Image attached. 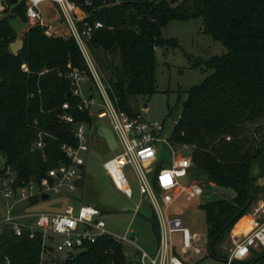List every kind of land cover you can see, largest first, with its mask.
I'll list each match as a JSON object with an SVG mask.
<instances>
[{"label": "trees", "instance_id": "trees-1", "mask_svg": "<svg viewBox=\"0 0 264 264\" xmlns=\"http://www.w3.org/2000/svg\"><path fill=\"white\" fill-rule=\"evenodd\" d=\"M5 1L7 7L0 8V155L5 159L0 176L9 166L19 185L41 180L50 168L68 161L63 146L77 141L74 125L61 120L65 102L77 122L92 126L97 117L77 107L79 100L67 76L76 69L93 81L76 40L48 35L45 27L35 24L28 30L24 48L14 54L10 44L18 32L11 20L18 17L26 24L27 4L26 0ZM73 1L85 5V0ZM86 8L91 20L103 22L88 42L91 54L107 73L110 97L132 117L139 113L131 98L157 92L158 48L180 45L176 38L163 36L171 21L202 18V33L227 47V52L209 59L189 56L193 68L209 73L186 89L170 136L174 145H194V177L205 176L236 192L234 199L200 205L206 215L209 256L226 261L229 252L224 242L231 239L239 219L264 197V185L257 182L264 177V0H124L108 9ZM170 114L174 117L172 109ZM39 140L43 148L37 147ZM254 163L260 168L258 174L252 172ZM150 216L159 242L158 218L154 211ZM42 241L40 234L19 237L6 227L0 236V264H40ZM127 249L123 241L105 235L58 264H140L138 251L127 256ZM232 264H264V247Z\"/></svg>", "mask_w": 264, "mask_h": 264}, {"label": "built area", "instance_id": "built-area-1", "mask_svg": "<svg viewBox=\"0 0 264 264\" xmlns=\"http://www.w3.org/2000/svg\"><path fill=\"white\" fill-rule=\"evenodd\" d=\"M124 0H85L82 5L73 0H26V16L33 25L38 24L45 27L48 34H52L54 21H60L68 37H73L80 46L85 60L88 63L93 77L92 88L88 95L83 92V85L89 81V77L81 71L72 69L67 76L71 79L72 93L78 98L77 107L81 110H91L93 105H98L97 118L109 120L120 138L123 150L111 159L104 162V169L112 178L115 186L127 193L128 181L124 167L132 164L137 171L139 180L140 195L143 199L150 201L151 207L158 218L161 236L158 242V249L154 254L140 248L136 243V237L115 235L107 229V222L102 217L103 212L90 204L75 206L70 204L63 213L48 214L39 212L36 214L15 213L16 203H30L35 197L42 198L43 194H66L74 193L82 181L84 165L87 153L90 150V139L88 135V124L77 122L75 116L69 111L70 103L63 104L64 113L61 120L73 124L75 144L65 143L63 151L68 157L66 163H59L56 167L48 170L47 176L41 180H32L29 183L17 184L15 173L9 166L0 176V186L3 196L7 201V209L4 218L0 222V236L6 227L13 230L14 235H28L36 238L37 234L42 236L41 263L48 264V261H55V253L63 252L67 256L70 253L83 251L88 246L97 243L105 235L115 236L126 245L131 244L132 249L126 250L127 256H132L135 251L139 253L140 264H188L182 257V253L192 248L193 240L199 238L198 233H191L183 227V220L170 215V210L176 201L184 197L192 201L200 196L204 189L197 179L190 183H184L183 178H191L193 175V147L189 144H172L175 154L173 162L169 166L160 169L151 178L150 174L155 171L153 165L158 156L157 143L162 140L161 133L165 129L162 122L148 121L140 117H132L128 112L117 106V99L114 101L107 91V81L100 75V69L93 58L88 42L93 34L103 27V22L93 19L86 7L94 10L108 9L109 7L121 4ZM50 2L49 8L59 17L56 19L45 18L42 5ZM0 6L1 1H0ZM54 31V30H53ZM60 35L59 31H54ZM55 35V34H54ZM26 68V65H24ZM231 139V137H227ZM170 144L172 143L169 139ZM182 146V147H175ZM38 148H43V140L37 143ZM264 185V177L258 180ZM29 205V206H30ZM140 204L136 205L135 212L139 213ZM264 211V197H261L252 207L251 212L260 216ZM177 230L183 231L184 240L182 251L174 245L173 233ZM264 247V220L256 223L252 230L243 237L234 241V247L229 252L227 264L234 261L247 259L253 250ZM199 251V249H197ZM52 255L50 259L49 256Z\"/></svg>", "mask_w": 264, "mask_h": 264}, {"label": "rangeland", "instance_id": "rangeland-1", "mask_svg": "<svg viewBox=\"0 0 264 264\" xmlns=\"http://www.w3.org/2000/svg\"><path fill=\"white\" fill-rule=\"evenodd\" d=\"M168 1L171 2V0ZM180 1L183 0H176L175 3ZM49 5L50 2L42 5L45 18H58L59 16L54 14L53 10H50ZM4 9L5 7L2 6L1 10ZM11 22L14 30L18 32L17 39L23 38L25 40L28 30L33 25L32 21L28 20L25 24L20 18L15 17ZM51 25L52 34L48 35L58 36L54 33L56 30L60 32L58 33L60 37H68L63 24L59 20L52 22ZM202 26V18L190 19L187 22L171 21L163 30V36L168 39L176 38L180 45L170 50H165L161 47L157 50V92L149 97L142 95L131 98V106L139 113L140 118L148 121H159L165 125V129L161 133L162 140L156 145L158 156L156 163L153 165L155 171L150 174L151 178L159 170L158 168L169 166L175 158L176 153H174L169 139L174 130L175 119L181 113L182 102L187 97L186 89L192 85L201 83L209 73L207 71L202 73L200 68H193L189 56L209 59L228 50L222 42L214 40L204 32L202 33ZM100 75L104 76L107 80L108 76L106 72L100 71ZM91 88V82L87 81L83 85V92L88 95ZM99 103L91 107V112L95 117H97ZM171 109L174 111V117L170 114ZM88 135L90 150L86 154V163L83 168L85 173L79 184V188L74 193L52 194L50 198L45 200L38 198L33 205L23 202L20 204L16 203V215L20 213L36 214L39 212L48 214L63 213L70 204L77 207L82 204H90L103 212L102 217L106 220L107 229L111 233L115 235L128 234L129 237L135 236L136 243L140 248L154 254L158 249V238L155 232H153L149 220L152 214V207L150 201L143 199L140 195L136 169H134L132 164L124 167L129 185L127 193H125L115 186L112 178L103 166L105 161L123 150L122 142L118 138L112 123L109 120L96 118L94 124L88 126ZM4 162V157L0 155V169L3 168ZM252 172L253 174L260 172L258 164H253ZM195 178L203 186V193L192 201L184 197L179 198L170 210V215L183 220L184 228H187L192 234H199V238L192 242L193 247L182 253V257L188 264H227L226 261L216 260L209 256L206 215L200 205L207 203V201L223 198L234 199L236 192L232 187L213 185L205 176H197ZM182 181L190 183L191 179L183 178ZM6 202L0 186V222L6 213ZM137 204L141 205L139 213L135 212ZM261 215H264V211L261 212ZM172 239L175 247L179 251H182L183 231L177 230L173 233ZM233 247L234 241L231 239L225 241L223 244V248L227 252H230ZM127 248L132 249V245L127 244ZM260 250L261 247L258 248V251ZM66 258V253L57 252L55 253L57 263L55 262L54 264L63 262Z\"/></svg>", "mask_w": 264, "mask_h": 264}, {"label": "crops", "instance_id": "crops-1", "mask_svg": "<svg viewBox=\"0 0 264 264\" xmlns=\"http://www.w3.org/2000/svg\"><path fill=\"white\" fill-rule=\"evenodd\" d=\"M190 179L192 180L196 178L192 175ZM212 184L216 185L215 183H212ZM152 212H153V209H152ZM263 220H264V215L258 216L252 213L251 211L248 212V214L241 217L239 221L233 227V231L231 233V240L236 241V239H239L240 237L245 236L252 230V228L255 226L256 223H260Z\"/></svg>", "mask_w": 264, "mask_h": 264}, {"label": "water", "instance_id": "water-1", "mask_svg": "<svg viewBox=\"0 0 264 264\" xmlns=\"http://www.w3.org/2000/svg\"><path fill=\"white\" fill-rule=\"evenodd\" d=\"M0 1H1V5L6 8V6H7L6 1L5 0H0ZM175 2H176V0H171V3H175ZM24 44H25V40L23 38H19V39L15 40L14 43L10 44L12 52L14 54L18 53L19 51H21L24 48ZM48 198H50V195H48V194L42 195V199L45 200ZM49 258L51 259L52 255H50Z\"/></svg>", "mask_w": 264, "mask_h": 264}]
</instances>
